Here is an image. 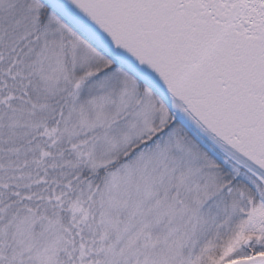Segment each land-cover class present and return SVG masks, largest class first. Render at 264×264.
Wrapping results in <instances>:
<instances>
[{"label":"snow or ice","instance_id":"6c2138e0","mask_svg":"<svg viewBox=\"0 0 264 264\" xmlns=\"http://www.w3.org/2000/svg\"><path fill=\"white\" fill-rule=\"evenodd\" d=\"M0 264H264V0H0Z\"/></svg>","mask_w":264,"mask_h":264}]
</instances>
